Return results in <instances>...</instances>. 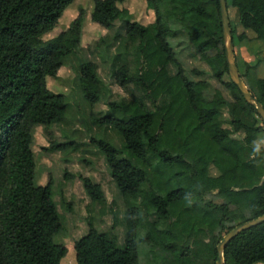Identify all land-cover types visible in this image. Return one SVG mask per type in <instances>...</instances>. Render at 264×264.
I'll return each instance as SVG.
<instances>
[{"label": "trees", "instance_id": "obj_1", "mask_svg": "<svg viewBox=\"0 0 264 264\" xmlns=\"http://www.w3.org/2000/svg\"><path fill=\"white\" fill-rule=\"evenodd\" d=\"M73 1L0 0V264H62L69 252L56 241L65 223L54 179L50 174L47 184L37 182L33 131L42 127L49 139L42 148L48 152L78 145L54 135L69 103L66 93L50 88L48 78L57 77L83 48L84 8L67 29L45 39ZM124 1L93 0L91 21L107 30L123 23L138 64L132 70L116 55L111 76L121 87L134 85L143 95L108 101L107 111L93 118L99 127L114 128L122 146L105 137H92L91 142L105 157L124 199L125 237L120 244L119 215L102 185L78 175L91 201L103 213L112 211L114 223L103 231L88 219V233L72 244L76 262L216 264L223 236L264 214V122L237 85L225 80L229 67L220 0H145L154 12L146 23L122 8ZM227 3L235 9L234 17L229 16L237 59L242 41H264V0ZM179 37H187L213 77L229 89L231 102L221 90L211 92L207 80L186 75L171 42ZM259 61L237 65L264 106ZM191 72L205 75L196 68ZM77 86L85 102L102 100L105 84L96 62L79 63ZM225 112L229 127L224 126ZM64 177L68 181L74 175L65 172ZM58 195L73 212L63 190ZM224 257L225 264L264 262V222L232 239Z\"/></svg>", "mask_w": 264, "mask_h": 264}, {"label": "rangeland", "instance_id": "obj_2", "mask_svg": "<svg viewBox=\"0 0 264 264\" xmlns=\"http://www.w3.org/2000/svg\"><path fill=\"white\" fill-rule=\"evenodd\" d=\"M230 1L231 0H228L229 3ZM120 6L122 8H127L139 22L146 23L147 21H152L154 18V12L148 8L145 0H125ZM80 8H84L86 12L82 41L83 48L77 55H73L67 60L66 64L59 71L57 77L48 78L50 88L66 93L69 103L65 120L53 127L54 135L58 141L69 139L75 141L78 145L75 148H73L72 145H69L65 150L60 152V154L62 153L63 155L61 156L63 159H60V156L58 159L56 151L48 152L43 150L42 147L49 145V139L43 132V129L36 128L33 131V149L37 160V182L38 184L45 185L47 184L49 177L47 173L52 175L55 183V199L67 228L62 234L56 235V241L64 243L69 248V252L63 258L62 264H77L76 253L72 244L76 239H79L88 233L89 218L94 221L97 228L103 231H110L114 223L111 210L107 209L106 212L103 213L101 206L97 204H93L92 207L88 206L90 203L89 198H87L85 194L82 196L80 195L82 192V180L78 175L85 176V174H87L93 176L100 180L105 186L108 203L112 207L111 209L116 211L119 215V222L116 227V232L119 236V243L122 244L124 242L125 226L122 220L126 205L112 179L106 161H103L102 159L104 156L100 153L93 142H91V138L105 137L118 146H122L123 141L114 128L111 126L99 127L94 123L93 118L94 116H100L107 111L108 101L129 100L133 95H143V92L134 85H130L126 88L121 87L111 76L110 67L114 56L120 54V57L126 59V62L131 66L132 70H135L138 62L133 55V47H131L126 40V30L121 21H118L111 30H107L91 21L93 0H74L64 12V16L56 29L48 35H45V39L57 35L59 32L67 29L70 22L79 13ZM232 9L233 12L229 9V14H233L232 17H234L235 9ZM175 27H177V32H179L180 29L178 28V25H175ZM171 41L173 46L176 47L177 43L181 40L176 38ZM240 51V45H237V52L240 53ZM83 60H91L99 65V74L105 84V91L102 100L96 104H91L82 100V96L77 86L79 63ZM192 75L193 74L191 73V76ZM194 76L197 77L196 75ZM226 78L231 79L228 74L226 75ZM210 91L212 92V88ZM205 93L206 97L209 98L208 94L210 92L206 90ZM148 103L150 104V102ZM228 119V112H225V127H229ZM260 143L264 145L263 135ZM46 157H48V159H46ZM95 162L99 167L97 169H95ZM65 172L73 174L74 178L66 181L64 177ZM213 172L216 173L215 171ZM70 183L71 185H69ZM65 189L67 194H69V199L67 198V201L73 202L74 204L73 212L67 211L65 204L61 201L60 195H58L60 190L65 192ZM71 195H75L77 200L74 197H70ZM112 201H114V204H112ZM85 213L87 217L81 218V215H85ZM73 261L75 262L73 263Z\"/></svg>", "mask_w": 264, "mask_h": 264}, {"label": "crops", "instance_id": "obj_3", "mask_svg": "<svg viewBox=\"0 0 264 264\" xmlns=\"http://www.w3.org/2000/svg\"><path fill=\"white\" fill-rule=\"evenodd\" d=\"M177 39L181 40V41L177 43L176 47L173 46V48L176 52L177 58L180 60V62L184 66L186 75L190 79L195 80V81L201 80V79L207 80L210 83V89L212 88L213 92L216 89L221 90L224 97L226 98V100L228 102H231L232 96H231L229 89L227 87H225L220 81H218L216 78L213 77L212 70H211L210 66L206 62H204L200 59V54H198L196 52L194 46L188 41L187 37H186V39H185V37H179ZM239 45H240L241 51H240V53L237 52L236 63H238L240 66H242L245 62H248L250 64H254L258 61V59H260V61H259L260 64L257 68V72H258V76L263 78L264 77V53H263L264 41H261V40H253V41L244 40ZM213 53L214 52H210L211 55ZM194 68L199 69L201 71H204L205 75L204 76H197V77H195L194 75L191 76V73H192L191 71ZM225 80H228L226 78V75H225ZM210 98L211 97H209V99ZM39 129L42 130V127H39ZM60 152L61 151L58 152V150H56V155H57L58 159H59V156H60V159H63L61 157L63 155H62V153L60 154ZM46 159H48V157H46ZM102 159H103V161H106L105 157H102ZM106 163H107V161H106ZM94 165H95V169L99 168L97 166L98 164L96 162L94 163ZM106 165H108V163ZM107 168H108L109 172L111 173L109 165ZM47 174L49 176V173H47ZM85 176L90 177L96 183H100L102 185V188H103L105 195L107 197V194L105 191V186L101 183L100 180H98L97 178H95L93 176L87 175V174H85ZM40 185H44V184H40ZM69 185H71V183ZM64 193H65V196L67 199L69 194H67L66 189H65ZM83 194H85V196L87 198H89L90 203L88 204V206L92 207V205L94 203H92L91 198L86 194V192L84 190L83 182H82V192L80 193V195L82 196ZM70 197H74L77 200V197H75V195H71ZM107 200H108V198H107ZM85 217H87L86 213H85V215L84 214L81 215V218H85ZM65 229H67L66 226H65L64 230ZM255 264H264V262H257Z\"/></svg>", "mask_w": 264, "mask_h": 264}, {"label": "water", "instance_id": "obj_4", "mask_svg": "<svg viewBox=\"0 0 264 264\" xmlns=\"http://www.w3.org/2000/svg\"><path fill=\"white\" fill-rule=\"evenodd\" d=\"M220 4H221L223 30H224V41L226 47L225 54H226L227 64L229 67V75L231 81L237 85L242 95L245 97L246 101L255 105L257 113L260 115L261 119L264 122V106L252 94V92L244 82L243 78L241 77L238 65L236 63L235 46L233 42L232 29L230 25V16H229L227 0H220ZM263 222H264V214L255 219L239 224L233 229H231L229 232H227L217 246L218 259L216 264H225V257H224L225 250L227 245L230 243L232 239H234L241 232L246 231L259 224H262Z\"/></svg>", "mask_w": 264, "mask_h": 264}, {"label": "clouds", "instance_id": "obj_5", "mask_svg": "<svg viewBox=\"0 0 264 264\" xmlns=\"http://www.w3.org/2000/svg\"><path fill=\"white\" fill-rule=\"evenodd\" d=\"M254 148H255V151L258 152L259 151V143L254 142Z\"/></svg>", "mask_w": 264, "mask_h": 264}]
</instances>
